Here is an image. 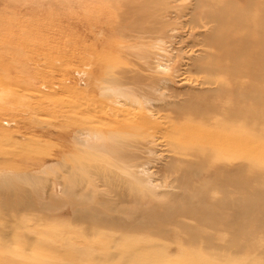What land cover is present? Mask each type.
Returning a JSON list of instances; mask_svg holds the SVG:
<instances>
[{"label":"bare ground","instance_id":"1","mask_svg":"<svg viewBox=\"0 0 264 264\" xmlns=\"http://www.w3.org/2000/svg\"><path fill=\"white\" fill-rule=\"evenodd\" d=\"M90 16L119 19L123 48L140 68L108 79L101 101L61 98L76 109L71 138L89 155L88 171L66 166L65 155L59 173L7 168L2 229L22 231L32 245L30 226L48 223L49 252L67 264H264V161L233 150L230 137L264 136V0H90ZM175 82L200 88L173 101ZM172 107L195 116L175 120ZM159 145L169 161L154 184ZM13 237L0 234L3 248ZM16 246L15 256L29 250Z\"/></svg>","mask_w":264,"mask_h":264},{"label":"rangeland","instance_id":"2","mask_svg":"<svg viewBox=\"0 0 264 264\" xmlns=\"http://www.w3.org/2000/svg\"><path fill=\"white\" fill-rule=\"evenodd\" d=\"M180 21L185 22L186 18ZM120 27L118 18L113 22L102 20L96 23L92 20L90 0H0V173L31 172L33 167L37 169L44 165L53 169H46L47 171L56 170L59 173L63 167H60V162L64 155L65 165L68 163L66 166H72L74 171L91 164L89 155L79 152L71 138L79 128L70 123L73 118H68L72 114V117H76L74 108L65 107L60 100L64 96L81 93L101 101V93L109 84L108 79L120 80L138 72L140 67H137L134 52L131 54L123 48L125 38L121 35ZM186 38L185 35L182 37L183 40ZM173 46L174 50L181 47L178 44ZM181 62H184L183 59ZM180 71L182 73L183 69ZM198 88L200 87L197 85L175 82L170 85V92L175 97L173 101H180L192 92L199 91ZM35 93L41 97L38 98ZM169 110H173L169 114L175 120L178 114L184 117L195 116L186 112L185 107H172ZM61 114L67 115L68 119H61ZM185 123H189L186 117ZM17 134L21 139L14 136ZM230 137L235 138L232 142L234 145L231 144L233 150L239 148L238 152L241 153L243 147L249 148L253 158L258 159L255 162L264 161V136L251 134ZM243 138L247 139L242 140ZM81 148L82 152L89 151V148ZM156 150L157 156L150 172L153 174L154 184H159L160 174L165 170L169 158L165 151L162 152L163 146L159 145ZM71 157L76 159L73 160L74 163L71 162ZM81 162L85 165H81ZM7 168L9 171H6ZM87 171L82 169L80 172ZM50 176H47L45 184L48 189L50 180L54 179ZM41 187L42 185L38 189ZM161 189L158 190L163 191ZM4 191L0 187V193ZM38 194L40 195L39 192ZM45 194L46 192L44 196H40L46 199ZM5 212L0 206V223L9 221ZM3 216L6 217L5 220L2 219ZM3 224H0V234L10 232L15 237L9 249L3 248V241L0 239V264H67L69 257H52L49 252L51 240L47 234H53L51 232L54 231L48 223L30 226L31 230L37 232L36 238L30 239L35 249L26 242L22 231L16 229L11 232V227L2 229ZM43 232L45 235L40 236ZM16 244H25L29 250L26 248L25 254L15 256L17 253L13 252L18 249ZM59 244L54 248L57 253H62L65 249ZM12 247L16 249L13 250ZM21 255L26 261H22ZM43 256L47 257L40 261Z\"/></svg>","mask_w":264,"mask_h":264}]
</instances>
